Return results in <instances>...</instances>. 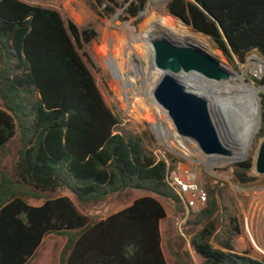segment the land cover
Wrapping results in <instances>:
<instances>
[{"label": "trees", "instance_id": "obj_1", "mask_svg": "<svg viewBox=\"0 0 264 264\" xmlns=\"http://www.w3.org/2000/svg\"><path fill=\"white\" fill-rule=\"evenodd\" d=\"M93 1L105 12L118 4ZM145 2L130 1L123 11L136 16ZM165 10L206 36L235 69V58L244 63L252 52L264 61V0H166ZM94 36L56 9L0 0V150L20 136L13 175L17 184L38 192L68 187L80 203L127 189L147 194L97 220L67 195L39 205L19 195L6 199L0 205V264H27L47 233L66 236L58 264H167L159 229L166 212L157 196L179 199L166 185L165 161L147 149L140 134L122 132L104 102L79 52L90 58L85 46ZM259 84L264 85V70ZM259 97L253 142L264 137V93ZM252 153L233 163L234 183L255 179L248 175ZM167 156L174 167L177 159ZM212 195L209 190L207 207L183 231L198 264H264L247 250H235L230 236L219 235ZM170 253L175 264H195L180 235Z\"/></svg>", "mask_w": 264, "mask_h": 264}, {"label": "rangeland", "instance_id": "obj_2", "mask_svg": "<svg viewBox=\"0 0 264 264\" xmlns=\"http://www.w3.org/2000/svg\"><path fill=\"white\" fill-rule=\"evenodd\" d=\"M22 1L56 9L64 19L72 20L79 28L92 29L94 31V38L89 45L85 46V51L89 54L90 58H87L83 50L79 52L85 60L104 102L120 119L121 131L124 133L140 134L147 149L156 157H165L169 160L167 156L168 153L174 156L177 159L174 167L180 166L181 168L196 169L204 190L207 194L208 191L211 190L213 192L212 196L216 200L217 210L215 211V215L219 216V228L217 230L219 235L224 238L230 236L231 243L235 250H247L251 256L264 259V175L256 173L253 167L259 143L263 137L253 142L254 135L246 154L247 157L250 154V150H253V166L248 172V175L254 176L255 179L246 184L238 182H236V184L233 181V163L243 161L246 157L232 163L215 165L209 170L206 162L208 157L202 159L196 153L193 139L184 137L175 139L174 126L165 109L160 106L159 110L148 98L149 94L147 90L154 86L158 78L157 74H151L147 78L141 77L136 79L134 82L135 85L133 84L132 88L124 94L126 86L120 84L119 79L115 77V74H119V70H109L103 61L105 52L109 49L117 51V48L122 49L123 47L124 50L128 52V50L125 49L127 45L123 46L112 37V35L122 32V28L125 24L128 23L130 27L134 28V34L137 35L141 34L140 25L144 23L151 12L156 11L165 17L170 16L165 10L166 1L146 0L143 10L136 16H130L123 11L130 1L135 0H116L118 3L117 7H114L113 11L110 12H105L103 10L104 5H98L93 0ZM180 24L185 31H189L193 35L200 34L199 32L193 31L187 25L181 22ZM152 33L165 34V30L164 28H159L158 30H153ZM201 37L206 39L209 43L210 48L208 51L218 56L226 65H230L235 69L233 65L226 60L222 52L213 47V44L206 36L202 35ZM141 41L142 40H137L135 42L131 41V44H133L132 46H134L131 49L134 53L132 52L131 55L134 56V61L138 65L143 66L145 69H149L151 64L146 53L142 51L141 47L143 41ZM129 59L131 60L132 57ZM260 60L261 62L263 61L262 57L256 52L249 53L244 63H240L235 58V70L237 74L241 75L247 70L250 62H258ZM260 74H262V71ZM129 75L132 76L133 74L129 71ZM260 77L261 75L256 77L249 71L245 74V80L255 87L262 86L259 84ZM237 79L238 77L235 78V80ZM196 80L197 83L199 82V85L202 84V86L211 87L205 80V82L199 81L198 77ZM260 92L264 93V90ZM259 93L257 97L258 120L260 105ZM210 110L212 120L217 129L219 115L212 107H210ZM155 121H159L162 127L167 130V133L159 135L153 128ZM258 129L259 125L257 126V131ZM175 141H182L186 146V150L177 145L174 146L173 142ZM20 144V136L18 135L12 138L0 150V176L2 181H4L3 185L0 187V205L6 199L15 195L23 197L26 202L30 204L40 203L48 197L67 195L73 200L81 212L88 215L91 220H97L123 208L132 199L147 194V191L144 190L127 189L123 192L106 196L98 201L80 203L75 194L68 187L60 188L55 192H38L25 185L17 184L13 175V163L17 157ZM157 198L163 204L167 214L166 218L162 219L163 250L165 255L174 262L170 249L174 248L178 236L180 235L185 238L186 246L190 250L195 264H198V258L193 253L188 243L189 236H186L183 231L186 228H190L187 220L193 219L196 213L206 208L208 201L198 211H193L187 209L183 201L179 198V202H174L173 200H168L159 196H157ZM232 219H235L237 232ZM56 235L64 237L66 240L64 234ZM49 237L50 235L46 236L43 244L37 250V259L40 262L46 263L51 258L48 253V250L50 251L52 248ZM27 264H32V259H30Z\"/></svg>", "mask_w": 264, "mask_h": 264}, {"label": "bare ground", "instance_id": "obj_3", "mask_svg": "<svg viewBox=\"0 0 264 264\" xmlns=\"http://www.w3.org/2000/svg\"><path fill=\"white\" fill-rule=\"evenodd\" d=\"M168 17L153 11L144 23L140 25L141 34H134L135 29L127 23L123 26L122 32L112 35L117 42H120L123 46L127 45L125 49L128 52L123 47L122 49L116 47L118 49L117 51L109 49L105 52L103 61L109 70H119V74H115V77L119 79L120 84L126 86L124 94L132 88L136 79L141 77L147 78L151 74H157L159 76L160 71L153 65V39L159 36H167L172 41L196 45L207 50L210 48L207 40L201 37V33L193 35L183 29L179 20H176L172 16ZM159 28H164L165 34L152 33L153 30H158ZM137 40L143 41L142 51L146 53L151 64L150 68H147L148 70L138 65L134 61V56L131 55L133 52L131 49L134 47L131 41L135 42ZM130 57H132L131 60L129 59ZM224 66L231 72V75L221 81L205 80L211 87L202 86V84L199 85V82L197 83L196 80L197 76L192 73H180L177 76L187 89L205 96L212 109L217 111L219 115V121L217 123L218 136L229 150V154L208 155L206 162L209 170L215 165L228 164L240 160L247 154L253 136L257 131L258 93L264 90V85L255 87L245 80V74L248 71L256 77L261 75V60L258 62H250L247 70L241 75L237 74L230 65L225 64ZM129 71L133 74L132 76L129 75ZM236 77H238L237 80H235ZM147 91L149 100L160 110V105L155 102L152 96L153 88H148ZM153 128L159 135L167 133V130L162 127L159 121H155ZM175 144L186 150V146L182 141H175Z\"/></svg>", "mask_w": 264, "mask_h": 264}, {"label": "water", "instance_id": "obj_4", "mask_svg": "<svg viewBox=\"0 0 264 264\" xmlns=\"http://www.w3.org/2000/svg\"><path fill=\"white\" fill-rule=\"evenodd\" d=\"M152 46L153 65L160 71L152 87V96L165 109L177 133L181 137L193 139L207 155L229 154L218 136L208 100L202 94L187 89L177 77L180 73H192L199 81H221L231 75L224 62L207 49L172 41L167 36L153 39ZM253 167L256 173L264 175V137L259 143Z\"/></svg>", "mask_w": 264, "mask_h": 264}, {"label": "built area", "instance_id": "obj_5", "mask_svg": "<svg viewBox=\"0 0 264 264\" xmlns=\"http://www.w3.org/2000/svg\"><path fill=\"white\" fill-rule=\"evenodd\" d=\"M173 130L175 139L181 138L175 128H173ZM173 143L174 146H176L175 142ZM194 148L202 159L208 157L207 154L200 150L195 141ZM159 158L160 157H157V159ZM162 159L166 163V185L181 201H183L187 209L198 211L205 205L207 200V193L203 188L198 171L192 168H181L180 166L171 167L168 159L165 157H162Z\"/></svg>", "mask_w": 264, "mask_h": 264}, {"label": "crops", "instance_id": "obj_6", "mask_svg": "<svg viewBox=\"0 0 264 264\" xmlns=\"http://www.w3.org/2000/svg\"><path fill=\"white\" fill-rule=\"evenodd\" d=\"M41 203L42 202H40V203H31V205H39ZM159 229H160V236H161L160 246H161L164 258H165L167 264H174L172 259L167 258V256L164 253V250H163L162 219L159 221ZM48 235H50V237H49L50 238V243L52 244L51 250L50 251L48 250V253L50 254L51 258H50V260L48 262L44 263V262L38 261V259H37L38 252H37V250L43 244L44 239ZM65 241L66 240H65L64 237L57 236L55 233H47V234H45L44 237L42 238L41 243L37 247L34 256L32 257V264H58L59 253H60L62 247L64 246Z\"/></svg>", "mask_w": 264, "mask_h": 264}]
</instances>
